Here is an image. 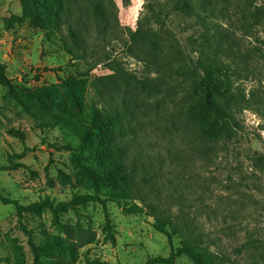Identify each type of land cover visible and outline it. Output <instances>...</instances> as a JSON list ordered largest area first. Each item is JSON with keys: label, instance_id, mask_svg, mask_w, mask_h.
Instances as JSON below:
<instances>
[{"label": "rangeland", "instance_id": "obj_1", "mask_svg": "<svg viewBox=\"0 0 264 264\" xmlns=\"http://www.w3.org/2000/svg\"><path fill=\"white\" fill-rule=\"evenodd\" d=\"M23 0H0V64L21 97L35 88L80 81L88 104L120 110L121 145L143 215L117 204L89 202L61 216L94 240L79 250L103 264H145L166 257L183 241L209 264H264V0H193V13L171 11L168 0H60L58 29L31 25ZM104 15L98 16L95 5ZM20 17L12 26L7 20ZM82 41L78 58L66 52L70 31ZM157 35L156 49L152 35ZM224 64L235 95V131L206 141L186 120V79L180 72L199 58ZM22 131L21 143L9 134ZM56 128L41 129L0 85V169L21 154L16 170H0V264H32L16 212L44 197L67 202L92 191ZM141 199V200H139ZM114 242L104 241L105 216ZM166 218L172 244L153 227ZM22 222L37 243L41 229L55 233L51 214H25ZM42 227V228H41ZM177 264H193L182 256Z\"/></svg>", "mask_w": 264, "mask_h": 264}, {"label": "trees", "instance_id": "obj_2", "mask_svg": "<svg viewBox=\"0 0 264 264\" xmlns=\"http://www.w3.org/2000/svg\"><path fill=\"white\" fill-rule=\"evenodd\" d=\"M148 1V0H145ZM171 11L187 14L193 13V0H168ZM25 17H30L31 25L38 28L58 29L63 21L64 9L60 0H23ZM95 12L104 15V9L97 2ZM14 21L21 22L20 17L8 19L7 25ZM72 47L65 43L66 52L78 58L82 51L80 37L74 30L69 35ZM152 43L156 49L157 35H152ZM197 60L196 66L177 74L186 79L189 103L186 106V120L206 139L217 141L226 139L235 131L238 124L231 113L235 95L232 89L230 75L224 64L214 59ZM0 85L9 88V95L21 106V110L34 118L41 129L56 128L63 135L62 149L71 155L72 163L77 169L82 181L92 191L91 194H74L67 202L56 203L49 197L21 207L17 212V222L21 231L27 237V243L32 255V264H75L80 256L79 250L94 240V234L83 230L79 224L67 225L61 221V216L68 211H76L89 202L117 204L127 215H143L145 207L135 204L138 193L134 187V179L128 170L121 145V135L125 132L121 120L124 114L118 109L98 107L94 103L85 102V86L80 81L67 80L61 84L35 88L24 92L21 97L12 89L5 68L0 64ZM9 134L21 143L25 141L22 131L11 129ZM28 148L21 154L9 157V167L4 170H16L23 166L15 163L24 158ZM141 200V199H139ZM0 203L16 205L17 202L0 194ZM51 214V226L55 233L41 229L42 238L34 241L33 232L22 222L25 214L39 217L44 212ZM166 218H156L155 230L167 237L172 244V234L168 232ZM42 228V227H41ZM106 232L104 241L114 242L113 225L105 216ZM186 257L193 264H209L199 250H195L188 241H183L181 247H171L166 257H150L145 264H177L176 260ZM85 264H103L99 259L85 258Z\"/></svg>", "mask_w": 264, "mask_h": 264}]
</instances>
